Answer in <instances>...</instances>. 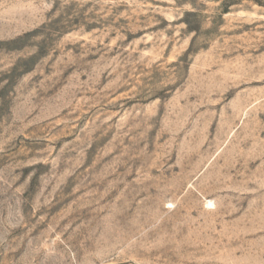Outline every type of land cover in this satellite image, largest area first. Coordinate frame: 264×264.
Here are the masks:
<instances>
[{
  "label": "rangeland",
  "instance_id": "374dc122",
  "mask_svg": "<svg viewBox=\"0 0 264 264\" xmlns=\"http://www.w3.org/2000/svg\"><path fill=\"white\" fill-rule=\"evenodd\" d=\"M0 264H264V0H0Z\"/></svg>",
  "mask_w": 264,
  "mask_h": 264
}]
</instances>
